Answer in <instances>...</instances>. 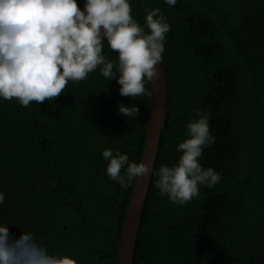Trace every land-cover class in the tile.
Returning a JSON list of instances; mask_svg holds the SVG:
<instances>
[{
    "label": "trees",
    "instance_id": "obj_1",
    "mask_svg": "<svg viewBox=\"0 0 264 264\" xmlns=\"http://www.w3.org/2000/svg\"><path fill=\"white\" fill-rule=\"evenodd\" d=\"M129 2L141 26L146 8H159L170 24L154 172L177 163L186 125L200 111L215 142L199 163L221 174L184 205L159 196L153 175L133 264H264V0ZM77 3L83 9L84 0ZM103 52L118 60L106 40ZM119 87L97 70L69 82L55 101L22 107L0 99V226L16 237L30 233L49 255L77 264H120L137 180L127 189L111 180L102 152L119 149L142 162L154 86L133 100ZM119 105L138 107L139 117L120 114Z\"/></svg>",
    "mask_w": 264,
    "mask_h": 264
},
{
    "label": "clouds",
    "instance_id": "obj_2",
    "mask_svg": "<svg viewBox=\"0 0 264 264\" xmlns=\"http://www.w3.org/2000/svg\"><path fill=\"white\" fill-rule=\"evenodd\" d=\"M165 3L175 6L177 0ZM145 12L141 26L129 0H84L83 9L77 0H0V99L22 107L55 101L69 82L79 84L97 70L120 86L122 97L151 96L146 84L160 79L170 24L159 8ZM105 40L117 61L105 56ZM118 112L128 118L140 115L136 106L119 105ZM186 131L189 138L177 146L181 155L175 165L153 172L149 164L130 162L128 155L109 148L102 152L109 161L107 175L125 189L134 180L154 175L159 196L177 205L189 203L199 196L200 186L217 185L221 174L199 163L204 148L215 142L208 115L197 111ZM4 201L0 192V205ZM0 264L77 261L49 255L30 233L16 237L9 227L0 226Z\"/></svg>",
    "mask_w": 264,
    "mask_h": 264
},
{
    "label": "water",
    "instance_id": "obj_3",
    "mask_svg": "<svg viewBox=\"0 0 264 264\" xmlns=\"http://www.w3.org/2000/svg\"><path fill=\"white\" fill-rule=\"evenodd\" d=\"M159 69L161 74L160 79L153 83L154 104L152 118L141 162L149 164L153 172L165 126L168 97L166 74L162 64L159 65ZM152 177L153 175L146 176L136 181L122 238L120 264L134 263L137 239Z\"/></svg>",
    "mask_w": 264,
    "mask_h": 264
}]
</instances>
